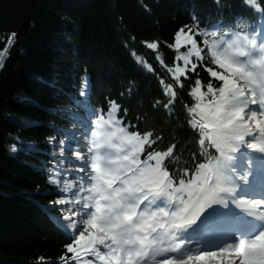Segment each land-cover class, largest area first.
Here are the masks:
<instances>
[{"label": "snow or ice", "instance_id": "snow-or-ice-1", "mask_svg": "<svg viewBox=\"0 0 264 264\" xmlns=\"http://www.w3.org/2000/svg\"><path fill=\"white\" fill-rule=\"evenodd\" d=\"M242 4L255 18L239 15L219 28L202 27L196 19L164 45L175 53L169 67L175 83L170 96L163 92L165 110L176 100L175 86L183 89L200 68L209 73L206 85L190 80L194 103L185 107L189 125L202 134L199 143L207 139L217 155L200 163L187 182L169 181L172 173L157 162L162 153L146 152V145L156 143L147 139L152 132L121 126L117 114L127 110L115 100L106 112L89 106V160L77 151L83 186L63 183L58 168L51 180L61 196L52 207L61 208L58 219L69 242L59 261L41 257L40 264H264V196L245 192L254 181L264 191V0ZM145 46L159 50L161 44ZM7 54V48L0 52V68ZM68 114L88 133V117ZM50 143L64 152L57 140ZM11 150L17 151L15 144Z\"/></svg>", "mask_w": 264, "mask_h": 264}, {"label": "trees", "instance_id": "trees-1", "mask_svg": "<svg viewBox=\"0 0 264 264\" xmlns=\"http://www.w3.org/2000/svg\"><path fill=\"white\" fill-rule=\"evenodd\" d=\"M237 2L0 0V38L17 34L0 73V264H40L41 257L59 261L69 242L58 219L61 208L52 207L60 191L51 183L58 168L63 183L81 185L77 151L85 152L68 136L79 127L69 112L87 117L89 106L98 110L115 100L136 131L152 132L154 151L169 153L172 179L189 177L206 163L211 152L198 144L201 136L189 125L185 106L194 103L190 80L206 85L211 78L198 69L183 89L175 86L176 100L165 110L163 92L170 96L175 83L169 74L175 53L164 45L196 19L203 27L222 10L228 16ZM155 41L159 50L145 46ZM52 139L63 145V153Z\"/></svg>", "mask_w": 264, "mask_h": 264}, {"label": "rangeland", "instance_id": "rangeland-1", "mask_svg": "<svg viewBox=\"0 0 264 264\" xmlns=\"http://www.w3.org/2000/svg\"><path fill=\"white\" fill-rule=\"evenodd\" d=\"M160 161H162V158L161 157H157V162L159 163Z\"/></svg>", "mask_w": 264, "mask_h": 264}, {"label": "built area", "instance_id": "built-area-1", "mask_svg": "<svg viewBox=\"0 0 264 264\" xmlns=\"http://www.w3.org/2000/svg\"><path fill=\"white\" fill-rule=\"evenodd\" d=\"M4 64H5V60H4ZM0 70H1V68H0Z\"/></svg>", "mask_w": 264, "mask_h": 264}]
</instances>
